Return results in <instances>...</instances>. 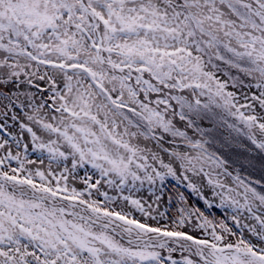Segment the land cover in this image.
Instances as JSON below:
<instances>
[{"label":"snow or ice","instance_id":"obj_1","mask_svg":"<svg viewBox=\"0 0 264 264\" xmlns=\"http://www.w3.org/2000/svg\"><path fill=\"white\" fill-rule=\"evenodd\" d=\"M0 264H264V0H0Z\"/></svg>","mask_w":264,"mask_h":264},{"label":"rangeland","instance_id":"obj_2","mask_svg":"<svg viewBox=\"0 0 264 264\" xmlns=\"http://www.w3.org/2000/svg\"><path fill=\"white\" fill-rule=\"evenodd\" d=\"M24 142H28V138L27 137H25V141ZM232 151H233L234 155H237V154H240L243 151V149L236 148V149H233ZM29 152H30V158L31 159L36 160L37 157L40 156V153H36V152H32L31 151V145H29ZM47 163H48V161H47V159H45L44 165H40L39 164V160H37V164L34 165V167L35 166H39V167L43 168V167H46ZM189 194L191 195V202L192 203H200L201 206H202V202L197 200V197L195 196V194H191L189 191H186V195H189ZM213 214L215 216H217V217H220V216L223 215V210H221V209H213ZM177 254H179V253H177Z\"/></svg>","mask_w":264,"mask_h":264},{"label":"trees","instance_id":"obj_3","mask_svg":"<svg viewBox=\"0 0 264 264\" xmlns=\"http://www.w3.org/2000/svg\"><path fill=\"white\" fill-rule=\"evenodd\" d=\"M80 175L81 176L84 175V170L83 169L80 170Z\"/></svg>","mask_w":264,"mask_h":264},{"label":"bare ground","instance_id":"obj_4","mask_svg":"<svg viewBox=\"0 0 264 264\" xmlns=\"http://www.w3.org/2000/svg\"><path fill=\"white\" fill-rule=\"evenodd\" d=\"M189 231H192V229H188ZM177 255V258H179V254H176Z\"/></svg>","mask_w":264,"mask_h":264}]
</instances>
